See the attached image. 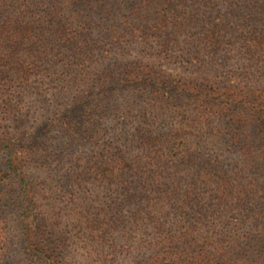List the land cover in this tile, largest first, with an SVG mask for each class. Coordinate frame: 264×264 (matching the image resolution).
Instances as JSON below:
<instances>
[{
	"label": "trees",
	"instance_id": "obj_1",
	"mask_svg": "<svg viewBox=\"0 0 264 264\" xmlns=\"http://www.w3.org/2000/svg\"><path fill=\"white\" fill-rule=\"evenodd\" d=\"M0 264H264V0H0Z\"/></svg>",
	"mask_w": 264,
	"mask_h": 264
}]
</instances>
